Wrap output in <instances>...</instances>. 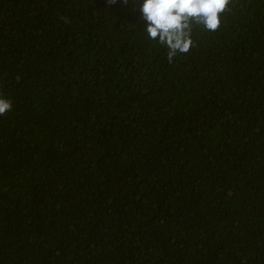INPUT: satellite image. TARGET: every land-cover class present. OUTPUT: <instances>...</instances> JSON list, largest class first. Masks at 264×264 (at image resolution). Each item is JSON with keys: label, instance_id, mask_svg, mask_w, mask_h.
Returning a JSON list of instances; mask_svg holds the SVG:
<instances>
[{"label": "trees", "instance_id": "trees-1", "mask_svg": "<svg viewBox=\"0 0 264 264\" xmlns=\"http://www.w3.org/2000/svg\"><path fill=\"white\" fill-rule=\"evenodd\" d=\"M142 3L0 0V264H264V0Z\"/></svg>", "mask_w": 264, "mask_h": 264}, {"label": "clouds", "instance_id": "clouds-1", "mask_svg": "<svg viewBox=\"0 0 264 264\" xmlns=\"http://www.w3.org/2000/svg\"><path fill=\"white\" fill-rule=\"evenodd\" d=\"M229 0H143L140 12L146 21L148 37L166 44L171 51L187 52L191 46L189 22L203 24L210 31L220 26L219 14ZM12 108L10 99L0 95V116Z\"/></svg>", "mask_w": 264, "mask_h": 264}]
</instances>
